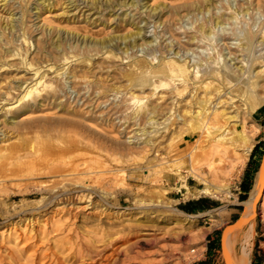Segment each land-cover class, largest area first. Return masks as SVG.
Here are the masks:
<instances>
[{
	"label": "bare ground",
	"instance_id": "bare-ground-1",
	"mask_svg": "<svg viewBox=\"0 0 264 264\" xmlns=\"http://www.w3.org/2000/svg\"><path fill=\"white\" fill-rule=\"evenodd\" d=\"M78 1L86 3L85 6H89L88 10L93 9V13L98 14L93 19H90L89 14L82 16L89 24L98 22V25L106 28L114 27V30L125 24L133 29L121 35L96 37L85 29L80 31L66 26H54L53 20L48 18L45 21L48 32L51 33L49 32L46 37L47 32L44 28V36L35 38L34 23L28 24L27 19L28 16H32L29 15L32 12L29 10L32 3H35L32 8L36 9L34 15L40 18L47 12H52L57 4L65 5L67 10H63L62 13L67 14L71 10L70 7L74 6L72 9L79 7ZM141 1L0 0V158L2 159L0 163L2 168L7 169L5 173L1 172L2 168L0 169V183L3 184L7 179L26 180L25 184H33H31L33 191L43 193L52 190L51 196L49 195L50 197L48 196L49 198L42 204L47 205L46 207L62 199L63 190L58 189V184H62L63 188L66 184L70 186L72 184L70 191L68 187L66 188L69 196L65 199L73 200L74 192L88 189L91 195L80 194L78 201H85L84 198L88 197L90 204L93 191L88 182V179L92 180L89 175L94 171L101 172L105 167L107 169L108 165L106 166L99 152H94L96 147L93 144L96 142L92 144L87 138L86 122L107 121V116L103 117L104 110H99L105 100L98 101V99L108 91L113 92L114 95L120 93L121 86L117 83L119 80H125L124 91L128 96L123 101H126L127 105L123 104L111 109L109 107L105 115L113 109V114L119 111L127 113V109L131 110L130 116H119L118 119L120 125L124 126L123 129L133 127L123 131L130 139L128 142L139 141L142 144L141 152L145 155L150 151L157 153V148L164 139L172 147L176 141H187L185 136L196 135L193 141L187 143H189L188 155L194 163L189 167L190 172L195 179L204 184L202 188H198V192L213 197L227 195L229 184L239 176L259 131L258 126L253 124L250 126L254 129L246 128L243 115L250 116L259 106H264V92H261L260 84V79L264 77V51H262L264 24L260 26L258 17L254 16L256 14L260 16V10L264 11V0ZM16 2L19 5L14 6ZM125 6L128 8L124 9ZM132 6H135L134 14L138 13L136 18L133 14V16L129 15ZM119 9L122 10L117 12ZM18 12L20 16L16 18L15 14ZM26 13L28 16H25ZM250 13L253 17H247ZM153 17L156 18L155 21L153 20L154 30L152 34H147L150 30L145 23L144 26L140 23L145 20L147 24L153 22L151 19ZM193 17L195 23L187 21L189 18L192 20ZM246 19H250V22L248 23ZM161 24V30L157 31ZM60 31L67 36L82 34L83 37L74 47L71 46L72 42L69 43L71 48L68 49L66 42H62L63 35H59ZM165 33L169 34L170 42H165L161 46L165 39L161 43L160 39ZM78 40L79 37L75 39L77 43ZM229 40H232L231 45ZM83 42L84 47L81 46ZM155 43L158 44L157 48ZM33 45L39 51H31ZM143 46H146V49ZM237 51L240 53L235 54ZM235 59L236 62H231ZM92 65L110 71L104 79H98L99 83L104 82V85L91 89L90 94L96 92L98 98L91 102L84 100L82 104L87 106L82 109L67 101L51 103L52 98H58V92L62 90L61 79L65 80L71 75L74 84L79 80L86 82L92 74H87L84 67L90 68ZM13 71H16L14 75L18 71L31 72L32 75L11 76ZM88 89L89 87L86 91ZM83 96L84 94L80 98ZM238 100L243 101L244 107L241 103L243 110L233 105ZM165 102L167 105H164ZM48 104L58 108L65 117L41 115L42 117L19 119L21 116L41 111L43 109L41 107ZM231 105L241 113L239 114L238 111L229 113L226 109ZM90 106L92 108L88 109ZM95 109L99 111L96 116L92 115ZM111 124L115 125L113 122ZM237 125L240 127L238 128ZM132 131L133 133L130 134ZM123 132L117 131L119 134ZM167 132L171 133L169 138L166 136ZM73 154L78 159L75 157L72 159ZM227 156L233 157L228 159ZM113 157L112 159H115ZM179 159L180 157L174 158L172 161L175 162L165 165L163 169L183 177L179 169L180 163L177 162ZM195 160L202 162L199 167L194 166ZM151 161L153 160L149 162ZM153 165L157 167V164ZM96 184H99V181H96ZM107 185L111 186L110 183ZM182 187L186 189V193H189L190 190L185 183ZM260 188L261 179L258 177L248 197L238 202L243 207L239 219L246 222L229 225L223 231L222 248L225 235L230 232V240L222 250V255H225L224 264L251 263L250 253L255 234L253 203L258 197ZM32 189L25 187L23 190H18L23 195L22 200L35 195ZM99 194L106 205H113L107 200L108 193L104 189ZM261 201V206H264V195ZM221 207H214L198 214L178 209L172 215L175 220L192 222L193 219L210 215L211 211ZM41 208L42 206L27 208V214L37 213ZM21 212L16 211L12 217L20 216ZM238 244L240 248L237 251ZM80 247L87 246H77V243L71 240L65 248L72 252L80 250Z\"/></svg>",
	"mask_w": 264,
	"mask_h": 264
},
{
	"label": "rangeland",
	"instance_id": "rangeland-1",
	"mask_svg": "<svg viewBox=\"0 0 264 264\" xmlns=\"http://www.w3.org/2000/svg\"><path fill=\"white\" fill-rule=\"evenodd\" d=\"M144 1L145 0H142L141 2ZM78 2L80 3L79 7L76 9H72L74 6L70 7L71 10L67 14L62 13L63 10H67V7L63 4H57L52 12H47L40 18L34 15L36 9L32 7L35 3H32L29 8V10L32 11L29 15L32 16L29 17L27 13L25 16H28V24L31 25L34 23L33 33L36 34L35 38L44 36V28L47 32L45 36L51 33V31H49L50 33L48 32L46 26L47 22L45 20L48 18L53 20L54 26H66L76 28L80 31L87 30L88 33L96 37L110 34L121 35L133 29V27H129L125 24H122L115 30L113 29L114 27L106 28L98 25V22L89 24L87 20H83L82 16L89 14L91 16L90 19H93L98 14L93 13V9L88 10L89 6H85L86 3H81V1ZM17 5H19L18 2L14 4V6ZM117 8L118 6H116L115 9ZM125 8H128V6H125L124 9ZM148 9L149 8H147V10ZM121 10L122 9H119L117 12ZM131 10L129 15H134L136 18L138 13L134 14L135 6H132ZM71 15L72 17H70ZM74 15L75 18L73 19ZM15 16L17 18L20 16V13L18 12ZM113 16L114 15H112V17ZM249 16L253 17V14L250 13L247 17ZM254 16L258 17L257 21L260 26L264 24V11L260 10V16L257 14ZM153 18H151L152 21H155L156 18ZM30 20L33 22L31 23ZM145 21L140 23V25L144 26L145 23V26L150 30L147 34H152L154 30V21L148 24ZM187 21L195 23V17H193L192 20L189 18ZM246 21L249 23L250 19H246ZM178 22H180V20ZM258 23L256 25H258ZM114 24L112 26H114ZM176 25L178 26V24ZM161 27L162 24L156 30L160 31ZM174 27L175 26H173V28ZM61 34L63 35L62 42H66V47L68 49L71 48L69 43L72 42L71 46L74 47L76 44L80 43L83 37L81 36L82 34L80 36L71 34L67 36L66 33L60 31L59 35ZM72 36L75 37L72 38ZM78 37L79 40L77 43L75 39ZM163 39H165V41L161 43ZM88 40L90 41V38H88ZM117 42H119V39ZM165 42H170L168 33H165L160 39L161 46L164 45ZM231 42L232 40H229L230 45ZM81 46H85L84 42ZM81 46L80 48H82ZM157 46L158 44L155 43L156 48ZM143 47L145 48L146 46ZM148 48L149 47H147V49ZM61 49L62 47L59 48V50ZM134 49L135 48H133V50ZM31 51L37 52L39 49L33 45ZM128 52H130V50ZM238 53L240 52H235V54ZM230 57H232V54ZM239 57L241 58V56ZM231 62H236V59L231 60ZM84 68L87 74H92L93 76H89V80L86 82H81L80 80L77 82L75 81V84L71 75H68L65 80L64 78L61 79L60 84L63 85L62 90H59V94L57 95L58 98H52L53 100H51V103L54 102L56 104L57 102L67 101L71 105H76L80 107L79 109H82L87 106V104H82L84 100H90L91 102L99 97L96 92L90 94L91 89L104 85L105 83H99L98 79H104L110 71L99 69L97 65L96 67L92 65L90 68L86 66ZM15 72L16 71H13L11 76L24 77L32 75L31 72L24 71H18L14 75ZM110 74H112V72ZM95 80H98V82ZM124 83L125 80H119L117 83V85L121 86L120 89L122 91L120 93L114 95L113 92L108 91L98 99V101L105 100V103L101 104L99 110H104L103 117L107 116V121L100 122L97 120L96 123L98 122V125H96L95 122H86L88 131L86 130L87 134H85L92 144L96 142V144H93V146L96 147L94 152H99L98 154L105 160L106 166L108 165L107 169H105V167L101 172L94 171L95 173L92 172L89 175L95 183L93 184L92 180L88 179L89 184H91L90 188H92L91 190L93 191L90 204L88 197L84 198L85 201H78L80 194H84L85 196L91 195L88 189H83L77 193L74 192L75 196L73 200L65 199L69 196V191L73 187L72 184L70 186L65 183L66 186H64V188L62 184H58V189L61 188L60 190H63L62 199H60L58 203L46 207L47 205L42 204L51 196L53 193L52 190H49V192L47 190V192L45 191L43 193L37 192V190L33 191V187H31L33 184H25L27 182L26 180L7 179L3 184L0 183V264H59V262L60 264H202L209 259L211 260L210 264H224L225 255H222V250L230 240V232L225 235L223 248L220 240L221 234L226 227L232 225L239 219L243 210V207L242 209L237 208L239 206V196L241 195L239 186L241 172L239 176L229 184V192L227 195L222 194V196L213 197L212 195L198 192V188H202L204 184L195 179L190 172L189 167L192 166L193 162L188 155L189 143L187 142L193 141L196 135L185 136L187 141H176L172 147L164 139L159 148H157V153L156 151L154 153L150 151L143 155L141 152L142 144L139 143V141L135 143H132V141L128 142L130 139L125 132H123L125 130L123 129L124 126L120 125V121H118L119 116H130L131 113L129 114V112L131 110L127 109L128 112L127 110L125 111L128 114L123 111L113 114V109V111L105 115L106 111L112 107H119L123 104L127 105L126 101H123L128 96V93L124 91ZM260 84L261 92H264V77L260 79ZM87 87H89L88 91H86ZM82 94H84V96L80 98ZM106 95L108 96L106 97ZM92 97L93 99H91ZM166 103L167 102H165L164 105H167ZM241 103L244 107V103L241 100L235 101L233 105H236L237 108L240 109L242 107ZM233 105H231L232 107L229 106L226 110H229V113L238 111L240 114V110L243 107L238 110L236 107L233 108ZM41 108H43L41 111L21 116L19 119L22 117L28 119L37 116L44 117V115L45 117L54 116L55 118L65 117L58 108H53L52 104L45 105ZM91 108L92 106L88 109ZM255 112L264 114V106H259L250 116L245 117L243 115L244 118H242L246 120H243L244 125L250 130L254 129L250 124L258 126L259 131L255 137L256 139L257 137L264 138V122L260 123L254 120L253 116ZM98 113L99 111L95 109V113L92 115L96 116ZM108 117L111 118L110 121H108ZM112 122L115 124L114 126L111 124ZM237 127L239 128L240 126L237 125ZM131 128L133 127H126V130ZM118 130H122L123 133H117ZM172 131L174 132V130ZM172 131L171 133H173ZM132 133L133 131L130 134ZM171 133L167 132L166 136L169 138ZM97 145H99V147ZM182 147L183 149H181ZM98 149L100 151H98ZM101 152H104V154ZM96 156L97 154L94 155V157ZM175 156L178 158L180 157L177 162L180 163L179 169L183 177L176 176L163 169L165 165L175 162L172 161L176 158ZM74 157L78 159L75 155L72 159H74ZM112 157L116 160L112 159ZM232 157L233 156H227L228 159H232ZM71 158L68 159L70 160ZM1 160L0 158V161ZM150 160L153 161L149 162ZM194 162L195 167H199L202 163L200 160H195ZM153 164H157V167ZM1 168L2 164L0 169ZM1 172L5 173L7 169L2 168ZM258 177L261 179L259 171L256 178L253 179L251 186H253ZM95 180L99 181V184H96ZM109 183L111 186L107 185ZM183 183L188 186L190 190L189 193H186V189L182 187ZM25 187L32 189L35 195L26 200H22L23 195L21 192H18V190H23ZM102 189L108 193L107 200L113 205H106L104 201L100 199L99 193H101ZM198 197H205L218 203V206L222 207L218 210L211 211L210 215L197 217L193 219L192 222L175 220L172 214L180 209L179 207L187 200L196 199ZM261 203L262 201L259 200L256 214L253 212L255 219V234L250 258L255 260V264H264V238H262L264 236H260L261 233L264 234V206H261ZM41 206V210L37 213L28 212L29 214H27V208ZM18 210L19 212L22 211L21 215L12 217ZM99 233L100 235H98ZM211 236L214 237L217 247L214 251L207 254L206 246L208 240H211ZM71 240L75 241L77 246H87V249L85 247H80V250L69 252V249L65 247L69 245ZM239 248L240 244L237 246V251ZM208 255L211 256L208 257Z\"/></svg>",
	"mask_w": 264,
	"mask_h": 264
},
{
	"label": "crops",
	"instance_id": "crops-1",
	"mask_svg": "<svg viewBox=\"0 0 264 264\" xmlns=\"http://www.w3.org/2000/svg\"><path fill=\"white\" fill-rule=\"evenodd\" d=\"M253 117H254V120L256 122H260V123L264 122V114H261L260 112H255ZM261 141H264V138L257 137V139H256V137H255V142H254L253 148H254V146L258 145ZM253 148L248 155V159H247L246 163L244 164V166L241 169V180L239 181V186L243 180H245L246 182L250 181V183L252 185L253 179L256 178V175H257L258 171L260 170V167L262 164V157H264V146L258 145L254 152H253ZM240 189H241V186H240ZM240 192H241V194L243 193L242 189ZM202 198H205V197H198L196 199H190V200H187L186 202H184L183 204H186L187 202L191 201L192 203L189 204V207L193 208V210L195 211L194 213H199V212H202L205 210H209V209H212V208L217 207L219 205L218 203L211 201L209 199H207L206 202H204V201L202 202L201 201ZM204 205H209V206L210 205H217V206H211L209 208H200V207H203ZM260 236H264V234L261 233ZM221 237H222V234H221ZM221 237H220V240H221ZM262 238H264V237H262ZM221 244H222V241H221ZM216 247H217V245H215L214 237L211 236V240H208V244L206 246L207 254L211 251H214L216 249ZM209 256H211V255H208V257ZM210 261L211 260L209 259L206 262H203L202 264H210ZM250 264H255V260L251 259Z\"/></svg>",
	"mask_w": 264,
	"mask_h": 264
},
{
	"label": "trees",
	"instance_id": "trees-1",
	"mask_svg": "<svg viewBox=\"0 0 264 264\" xmlns=\"http://www.w3.org/2000/svg\"><path fill=\"white\" fill-rule=\"evenodd\" d=\"M258 145L264 146V141H261ZM258 145L254 146L253 152L256 150V148H257ZM240 186H241V189H242V192L243 193L239 196V199L240 200H244V199H246L248 197L247 194L249 193V191L251 189V183H250V181H247L246 182L245 180H243L241 182ZM201 201L202 202L203 201L206 202L207 201V198H202ZM191 203L192 202L189 201L186 204L181 205L179 208L182 209V210H184L185 212L194 213L195 211L193 210V208L189 207V204H191ZM211 206H217V205H210V206L209 205H204L203 207H200V208H209ZM237 208L242 209V207L240 205Z\"/></svg>",
	"mask_w": 264,
	"mask_h": 264
},
{
	"label": "water",
	"instance_id": "water-1",
	"mask_svg": "<svg viewBox=\"0 0 264 264\" xmlns=\"http://www.w3.org/2000/svg\"><path fill=\"white\" fill-rule=\"evenodd\" d=\"M260 171H261V188H260V191H259L257 199L253 203V211L255 213H256V210H257L258 202H259V200H261L262 195H264V157H262V164H261V167H260ZM245 222H246L245 220L238 219L233 224L234 225H239V224H244ZM222 237H223V232H222ZM222 237H221V241H222Z\"/></svg>",
	"mask_w": 264,
	"mask_h": 264
}]
</instances>
